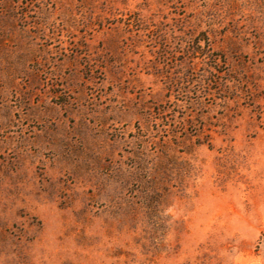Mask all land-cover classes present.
<instances>
[{
  "label": "rangeland",
  "instance_id": "1",
  "mask_svg": "<svg viewBox=\"0 0 264 264\" xmlns=\"http://www.w3.org/2000/svg\"><path fill=\"white\" fill-rule=\"evenodd\" d=\"M0 264H264V0H0Z\"/></svg>",
  "mask_w": 264,
  "mask_h": 264
}]
</instances>
